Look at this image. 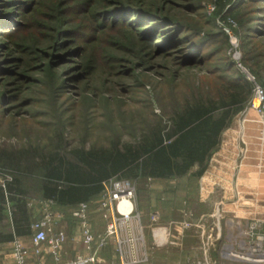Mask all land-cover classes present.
Segmentation results:
<instances>
[{"label": "trees", "instance_id": "obj_1", "mask_svg": "<svg viewBox=\"0 0 264 264\" xmlns=\"http://www.w3.org/2000/svg\"><path fill=\"white\" fill-rule=\"evenodd\" d=\"M186 1L191 15L176 17L144 0H0V135L19 141L0 144V242L31 233L32 198L74 206L98 198L109 178L132 182L202 174L221 133L252 94V82L225 54L228 35L216 26L215 17L235 21L242 60L264 88V0H208L215 5L210 16L200 13L201 0ZM113 34L125 37L139 62L166 56L178 44L176 67L186 72L202 67L199 74L168 79L164 98L169 108L162 115L153 110L146 118L132 115L126 133L125 121L118 123L114 110L106 109L122 100H100L103 124L90 115L98 105L90 94L83 93L78 102L67 93L69 87L90 89L88 76L118 62L108 50ZM41 62L44 74L25 82ZM73 65L79 72L75 77L70 76ZM30 85L36 92L22 98ZM87 120L94 124L85 126L75 145L70 143L66 131ZM242 123L260 125L254 132L262 135L260 147L264 122L253 108ZM94 125L103 130L100 143L91 139ZM243 168L264 169L247 157Z\"/></svg>", "mask_w": 264, "mask_h": 264}, {"label": "crops", "instance_id": "obj_2", "mask_svg": "<svg viewBox=\"0 0 264 264\" xmlns=\"http://www.w3.org/2000/svg\"><path fill=\"white\" fill-rule=\"evenodd\" d=\"M242 124L240 121L233 122L224 130L218 148L200 176L138 179L144 184L143 196L139 195L136 180H133L135 196L132 206L139 213L141 226L134 224L133 232L121 234L120 244L115 233H106L97 197L88 201L85 211L88 227L96 238L91 243V249L86 248L80 218L72 215V208L77 205L60 206L52 200L32 198L28 202L31 223L47 211L53 214V230L63 231L65 235L60 250L61 264H69L76 256L92 252L95 260L89 264H124L136 257L146 259L134 264L223 262L219 249L227 242L225 236L230 234L236 238L251 222H260L264 229V169L260 174L255 172L254 179L250 169H240L246 157L254 167L264 168V143L259 147L262 135L254 134L259 124L251 128ZM245 135L249 138L246 139ZM121 208L127 209V204H122ZM157 209L163 213L159 214L156 222H151L148 214ZM186 219L192 225L182 229L178 222ZM5 223L9 232L10 221ZM32 234L31 229L28 235L0 242V264H15L9 256L14 240H19L26 248V264H55L45 242L38 246V252L35 251Z\"/></svg>", "mask_w": 264, "mask_h": 264}, {"label": "rangeland", "instance_id": "obj_3", "mask_svg": "<svg viewBox=\"0 0 264 264\" xmlns=\"http://www.w3.org/2000/svg\"><path fill=\"white\" fill-rule=\"evenodd\" d=\"M72 1L77 2L79 0ZM144 2L147 5L150 4V7H152V5L154 6L160 4L159 9L162 14L173 15L176 17L191 15V10L187 9L189 3L186 0H144ZM199 5L202 8L200 13H204L207 16L213 14L215 5L211 1L201 0ZM192 12H195V9ZM215 24L219 29H221L228 35L229 45L225 50V54L231 58V60L234 62L235 67L243 72L247 79L252 82L251 97L247 101L245 107L232 118L231 124L233 122H241V120L245 119L246 112L250 108L255 109L256 112L260 115V118L258 116L257 118L264 122V98L260 99V95H258L257 93V88H260L263 91L264 95V88L256 81L251 70L242 60V49L240 47L239 38L234 32L236 23L230 18H228L227 20H223L221 14H219L215 17ZM113 36H115V34H113ZM124 39L125 37L116 35L114 39L115 42H112L108 47V50L119 58L118 62L112 69L103 70L101 72L88 76L86 80L90 89H88L87 87L85 90H81V88L78 89L77 87H69L67 89V93H70L73 100L78 102L83 98V93L86 92L90 94L93 97L94 102L98 104L90 112V115L94 113V117L97 118L96 123L103 122V124L104 122L106 123V118H104L103 115L105 107L99 105L100 100L105 96H107L110 100H114L115 98L122 100V104L119 106L114 104V102L112 101L110 106L106 107V109L112 108V110H114L113 113L117 117L115 118V121H118V123L121 122V119H123V122L125 121L126 127L122 131H125L126 133L130 125L129 118L132 115L135 114L136 116H138L140 114L144 118H146L151 110H153V112L157 115H162L164 112L163 109L169 108L170 102L166 98H164L165 92L168 91L164 89L166 87V81L168 79H171L173 77L175 81H178L181 77H183L184 74L193 71H196L199 74L202 67L194 70L192 69L187 72L184 68L176 67L177 63H175V58L181 55L179 52L180 46L178 44L174 45V48L170 52H168V55L166 56L156 55L155 57L150 58V60L148 61L139 62L134 53L135 50L131 49L128 43L124 41ZM151 44H154V40H152ZM152 47L154 46L152 45ZM52 59H55V57L52 56ZM40 66L41 67L38 70L32 69L31 71H29L27 73L28 77H26L24 81L28 82L29 80L31 81L41 77L44 74L45 65L41 62ZM73 66L74 68L72 67L73 69L71 71V77H75L79 73L77 67H75V65ZM66 68V65L61 67L60 70L62 71V73L66 71ZM92 86L93 88H97V90L94 89L95 91H93ZM29 88V90L25 89V87L23 88L22 98L29 97L31 94H34V91L36 92V90L31 91L34 86L30 85ZM25 92H27V95H25ZM23 110L25 109L22 108L21 112ZM81 111L82 110H80V112ZM92 124L94 123H92L91 121L88 122V120L87 122L79 121V123H73L70 129L66 131L69 133L68 136L70 135L68 137L69 142L75 145L77 140H79L78 137H80V134L83 133L85 126ZM94 132L95 134L91 139L99 143L102 142L104 136L103 130L95 126ZM222 133L220 136V140L222 138ZM126 136L127 135H125L124 138H126ZM18 142L19 141L14 136L6 137L4 135H0V144H17ZM88 144L89 143L87 142L86 146ZM255 172L260 174L261 170H251L250 174L252 176V179H254L253 176L255 177ZM247 178L250 179V176H248ZM235 179L236 175H234L233 181H235ZM143 185L144 184L142 180H136V187L139 188L140 196H143L145 193L144 187H142ZM153 212H157L160 215L161 213H163L162 210L157 209L149 212L148 215L150 216Z\"/></svg>", "mask_w": 264, "mask_h": 264}, {"label": "built area", "instance_id": "obj_4", "mask_svg": "<svg viewBox=\"0 0 264 264\" xmlns=\"http://www.w3.org/2000/svg\"><path fill=\"white\" fill-rule=\"evenodd\" d=\"M257 93L260 95V99L264 98L263 91L260 88H257ZM134 196L135 188L131 181L127 179L109 178L103 182V189L97 198L98 210L100 211L102 219L105 221L106 233H115L118 237V244L121 242V234L124 235L128 231L133 232L134 224L141 226L138 222L139 213L132 206ZM125 203L127 204V209L123 210L121 205ZM87 208L88 202H80L76 207L72 208V215L80 218L86 248L91 249V243L96 238L90 231L85 219V211ZM158 218L159 214L157 212H153L150 215L151 222H156ZM53 220V214L47 211L31 225V229L33 230L32 243L35 251L38 252V246L42 242H45L48 246V251L54 258L55 264H61L60 250L65 240V235L63 231L55 232L53 230ZM178 223L182 229H187L192 225L191 221L187 219ZM225 237L227 242L219 249L223 262L212 260L209 262L199 261L196 264H264V229L260 222L247 224L245 229L236 238L230 234ZM13 242V249L9 256L14 260L15 264H26V248L19 240H14ZM145 259L146 257H136L135 259H130L129 263H123L134 264ZM94 260L95 256L92 252L86 256H76L69 264H89Z\"/></svg>", "mask_w": 264, "mask_h": 264}, {"label": "bare ground", "instance_id": "obj_5", "mask_svg": "<svg viewBox=\"0 0 264 264\" xmlns=\"http://www.w3.org/2000/svg\"><path fill=\"white\" fill-rule=\"evenodd\" d=\"M255 110V109H254ZM255 112H256V110H255ZM256 115L260 118V115L256 112ZM253 178H254V176H253ZM231 222V221H230ZM231 225V224H230Z\"/></svg>", "mask_w": 264, "mask_h": 264}]
</instances>
